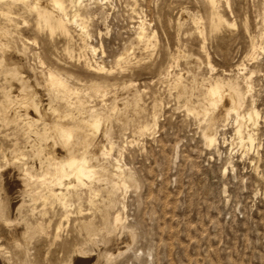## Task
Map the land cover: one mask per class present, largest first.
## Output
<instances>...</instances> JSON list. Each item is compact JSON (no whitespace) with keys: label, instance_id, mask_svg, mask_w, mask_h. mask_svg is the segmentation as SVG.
I'll list each match as a JSON object with an SVG mask.
<instances>
[{"label":"rangeland","instance_id":"rangeland-1","mask_svg":"<svg viewBox=\"0 0 264 264\" xmlns=\"http://www.w3.org/2000/svg\"><path fill=\"white\" fill-rule=\"evenodd\" d=\"M13 2L10 3V10L7 7L0 9V13L3 12L0 14V29H3L4 33L7 32L6 44L10 45L8 46L10 49L17 50L19 62H25L28 68H31L30 77L34 79L37 87L45 88L43 90L48 93L46 97L48 101L50 100L46 109L47 112L51 110L46 113L48 115L41 112L38 103L32 99V87L29 88L31 85L27 84L29 79L24 78L17 68H14L17 67L16 64L9 65L5 58L3 59L4 53L0 47V108L5 105L11 107V112L13 110L17 117L13 119L16 121L14 123L9 118L10 110L5 114L2 109L0 110V113L2 111L0 120L8 116V119H5L9 122L5 119L0 121V170H6L5 173L13 171L6 164V157L14 156L16 152L23 153L28 162L30 161V173L35 175L36 172L33 181L26 177L33 189L27 194L25 192L24 196L21 194L22 201L19 203L21 209L17 214L18 222L30 236H34L28 244L21 243L22 248L29 253L27 262L70 264L73 250L82 247L80 249L83 250V255L87 256V259L89 256L90 259L93 258L92 264L96 263L98 257L113 243V221L115 216L120 214L123 224L121 226L132 232V242L126 246L112 248L110 259L99 264H264V0H216L218 3L216 11L211 10L208 0H82L81 8L68 6L66 10L69 16L75 11L85 16L89 38L84 39L78 35L79 28L74 24L68 26L70 31L66 36L60 30L51 29L44 24L36 11L25 9L17 0L14 4ZM179 13L180 15L185 13L184 19L179 20ZM217 14L221 15L223 22L216 20ZM143 19L147 31L155 33L154 38L146 46L135 38V27ZM192 19L194 22L197 20L198 25ZM252 43H257L258 48L254 51L251 48ZM86 44L93 46L96 49L95 53L88 51ZM124 52L128 53L126 58L128 60L118 61ZM94 60L102 62L105 69H96ZM85 61L93 66L85 67ZM240 67L245 70H241ZM49 68H53L55 75H58L57 78L64 82L62 87L67 85V89L52 86L47 78ZM38 71H42V74ZM242 73L244 75L248 73L246 76L252 74L251 90L248 95L245 93ZM236 74H239V77ZM41 76H44V79ZM217 77L225 83H238L235 87L242 95L240 99L244 106L241 111L253 107L258 111L257 126L249 127L254 131L253 147L244 144L242 146L239 143L235 136L234 116L228 119L217 116L215 122H211L208 115L202 116L205 115V111H202L201 115H196L195 109L202 107V101L206 100L205 87L217 80ZM14 85L18 86L17 91ZM63 90L71 91L66 92L70 97L66 93L65 97ZM18 94H23L22 97L31 95L29 98L31 108L21 109V100H18L21 98ZM57 98H62V101ZM84 103L88 106L86 107ZM27 109L33 110L27 114ZM92 109L99 113L103 112L107 119L109 116L107 127L99 140L103 141L102 136L106 137L103 141L104 146L107 149L113 146L108 157L105 159L103 157L101 162L94 164L103 167V171L99 170L97 178L94 179L97 180L93 182L84 180L85 186L81 187L74 178H71L70 182L77 184L75 186L78 187L74 190L59 188L55 184L53 187L52 183L55 182L50 183V179L39 181L37 177L41 176V169L48 167L51 170L50 163L53 162L45 149L46 141L48 144L51 142L58 145L61 139L55 120L56 115L65 116L69 111L66 119L70 125H74L76 113L84 115ZM50 112H56L55 116ZM152 112L157 113V116ZM48 116L54 117L53 120ZM53 121L56 124H52ZM203 129L205 130L202 131ZM205 131L216 134L213 146H207L202 136V132ZM80 139L82 140L80 135L74 136V142L77 140L76 144L78 143V149L76 147L78 153L82 152ZM25 141L27 143H24ZM14 143L17 145L16 148ZM96 143L98 140L94 145ZM36 145L37 148H34ZM42 149L44 151H41ZM93 150L97 154L100 153L98 145H95ZM62 155L65 156L66 152ZM32 156L35 159L40 156L42 158L40 157L38 161ZM117 166H120L122 171H115ZM103 174L107 177L105 180ZM122 178L125 180H121ZM68 182L64 181L65 184ZM36 183L39 185L36 186ZM109 190L115 195L113 196ZM58 191L67 197L76 191L77 201L71 210L63 209L53 196V192ZM30 193L35 195L39 193L36 195L37 201L31 198ZM12 199L10 202L14 205L15 200ZM0 203L1 211L3 204L1 201ZM77 210L83 214L79 216ZM63 216L68 217L66 219ZM81 219L90 221L88 222L90 226L95 225L93 240L82 236L83 233L74 228L75 220L79 222ZM42 221L43 227L47 228L46 235L33 234L32 228ZM57 221H60L61 227L58 225L59 222L56 224ZM3 229L4 225L0 223V230ZM57 230L59 239L48 249L49 238ZM14 231L22 235L19 228H15ZM40 245H44L43 249ZM1 252L3 256H7L4 250ZM9 261L7 260L6 264H14Z\"/></svg>","mask_w":264,"mask_h":264},{"label":"bare ground","instance_id":"bare-ground-1","mask_svg":"<svg viewBox=\"0 0 264 264\" xmlns=\"http://www.w3.org/2000/svg\"><path fill=\"white\" fill-rule=\"evenodd\" d=\"M11 1L13 2H15L16 0H0V9H3L4 7H7L8 9L10 8V3H11ZM21 3V5L25 8V9H30V11L31 10H33V11H36L37 13H38V16L39 17H41L42 19L41 20H43L44 21V24H46L47 26H49V28H51V29H58V30H60L61 32H63L66 36L69 34V31H70V29H69V25H72V24H74L75 26H77L78 28H79V36L82 38V39H84V38H86V37H88L89 38V34H88V32H87V30H86V25H85V16H83L82 14H80L79 12H77V11H75L71 16H69V14L67 13V8H68V6H71V7H73V8H75V7H78V8H81V5H82V0H68L67 2H68V4H67V2H66V0H17V3H19V2ZM209 1V4H210V6H211V10H214V11H216V4H218L217 2H216V0H208ZM14 2H13V4H14ZM66 2V3H65ZM14 6V5H13ZM16 6H17V4H16ZM16 6H14V8L16 7ZM87 7V6H86ZM19 8V7H18ZM71 9V8H70ZM70 9H69V11H70ZM76 9V8H75ZM86 9V8H85ZM218 9V8H217ZM10 10V9H9ZM21 10V9H20ZM72 10V9H71ZM80 10V9H79ZM210 10V11H211ZM3 11V10H2ZM27 11V10H26ZM25 11V12H26ZM17 12V11H16ZM28 12V11H27ZM71 12V11H70ZM219 12V11H218ZM3 12H1L0 14H2ZM19 13H20V11H19ZM32 13H34V12H32ZM6 14V13H5ZM8 14V13H7ZM18 13H16V15H17ZM34 14H36V13H34ZM71 14V13H70ZM185 14V13H184ZM184 14H181L180 15V13H179V15H180V17H179V20H182V19H184V17L186 16H184ZM210 15V14H209ZM14 16V15H13ZM19 16V15H18ZM83 16V17H82ZM217 16V19L216 20H218V22H223V18L221 17V15L219 14H217L216 15ZM3 17V16H2ZM210 17H212V16H210ZM6 18V17H5ZM16 18V17H15ZM192 18V17H191ZM196 18V17H195ZM10 19V18H9ZM13 19V18H12ZM209 19V18H208ZM193 20V19H192ZM196 20V19H195ZM199 20V19H198ZM3 21V20H2ZM12 21V20H11ZM15 21H16V19H15ZM14 21V22H15ZM197 21V20H196ZM194 22V20H193V22L196 24V25H198L197 24V22ZM200 21V20H199ZM209 21V20H208ZM179 22V21H178ZM192 22V23H193ZM13 23V22H12ZM215 23V22H214ZM217 23V22H216ZM7 24V23H6ZM10 24V23H9ZM218 24V23H217ZM221 24V23H220ZM230 24V23H229ZM228 24V25H229ZM4 25V24H3ZM16 25H17V23H16ZM178 25H180L179 23H178ZM15 26V25H14ZM208 26V25H207ZM216 26H218V25H216ZM6 27V26H5ZM10 27V26H9ZM9 27H8V29H9ZM17 27V26H16ZM210 27V26H209ZM12 28V27H11ZM47 28V27H46ZM136 29H135V38H136V40L138 41V42H141V44H145V46L147 45V44H149V42H151V40L154 38V36H155V33H150L149 31H147V27H146V25H145V23H144V19H143V21L141 20L140 22H139V24L135 27ZM217 28V27H216ZM15 29V28H14ZM196 29V28H195ZM201 29V28H200ZM199 29V30H200ZM210 29H212V28H210ZM218 29V28H217ZM78 30V29H77ZM214 30V29H213ZM4 31H5V29H4ZM53 31V30H52ZM55 31V30H54ZM203 31V30H202ZM218 31V30H217ZM11 32V31H10ZM213 32V31H212ZM13 33V32H12ZM50 33H51V31H50ZM199 33H201V34H203L202 32H199ZM5 34H7V32L6 33H4L3 32V29L1 30L0 29V47L2 48V50H3V53H4V57H3V59L5 58V60H6V62L7 63H9V65L10 64H16L17 65V67H14V68H17V71H19L23 76H24V78L26 77V79L28 78L29 79V82L27 83L28 85H31L29 88H31L32 87V99L33 100H35V102L36 103H38V105H39V107H40V110H41V112L43 113V114H46V113H49V111H51V110H49L48 112H47V109H46V107H47V105H48V102L50 101H48V99H47V97H46V95L48 94H46L45 93V90H43V89H45V88H40L41 86H39V88L37 87V84H35V82L32 80V70H30L29 68H28V66H27V64L24 62V63H22V62H19V59H18V54H17V50L16 49H13L12 47V49H10V47H8V46H10L9 44H8V46H7V42H6V39L8 40V38H6V35ZM10 34V33H9ZM8 34V35H9ZM51 35V34H50ZM73 35V34H72ZM77 35V34H76ZM78 37V36H77ZM261 37H262V35H261ZM61 38V37H60ZM71 38V37H70ZM87 38V39H88ZM65 39H66V37H65ZM72 39V38H71ZM12 40V39H11ZM10 40V41H11ZM73 40V39H72ZM72 40H71V42H72ZM81 40V39H80ZM85 41V40H84ZM254 41H255V39H254ZM80 42V41H79ZM143 42V43H142ZM260 42V41H259ZM66 43H67V41H66ZM80 43H82V42H80ZM84 43V42H83ZM11 44V43H10ZM143 44V45H144ZM253 44V43H252ZM251 44V48H253V51L254 50H256V48H258L257 46H256V44H253L252 45ZM13 45V44H12ZM258 45H259V43H258ZM261 45V44H260ZM83 46V45H82ZM144 46V47H145ZM85 47L88 49V51H90L91 53H95V51H96V49L93 47V46H91V45H89V44H86L85 45ZM261 47V46H260ZM67 48V47H66ZM85 48V49H86ZM204 48V47H203ZM203 48H202V50H203ZM250 48V47H249ZM84 49V50H85ZM86 49V50H87ZM260 49V48H259ZM16 50V51H15ZM261 50V49H260ZM80 51H82L81 49H80ZM87 51V52H88ZM1 52V51H0ZM19 52V51H18ZM68 52V51H67ZM175 52V51H174ZM178 52V51H177ZM182 52V51H181ZM180 52V53H181ZM3 53H1V54H3ZM79 54V53H78ZM83 54V53H82ZM174 54H176V53H174ZM67 55V54H66ZM173 55V54H172ZM207 55V54H206ZM252 55V54H251ZM255 55V54H254ZM68 56V55H67ZM82 56V55H81ZM80 56V57H81ZM122 57H121V59H119L118 61H120V60H124V62L125 61H127L126 60V58H127V56H128V53L127 52H124V53H122V55H121ZM177 56V55H176ZM23 57V56H22ZM252 57V56H251ZM254 57V56H253ZM70 58H71V56H70ZM76 58H78V57H76ZM171 58H172V56H171ZM179 58V57H178ZM182 58H184V57H182ZM192 58V57H191ZM87 59V58H86ZM174 59V58H173ZM172 59V60H173ZM24 60H25V58H24ZM54 60H56V59H54ZM81 60V59H80ZM93 60V59H92ZM122 60V61H123ZM182 60H184V59H182ZM22 61V60H21ZM40 61V60H39ZM57 61V60H56ZM76 61V60H75ZM89 61L91 62V60L89 59ZM174 61H175V59H174ZM199 61V60H198ZM41 62V61H40ZM93 62V61H92ZM121 62V61H120ZM185 62V61H184ZM4 63V62H3ZM44 62H42V64H43ZM59 63V62H58ZM77 63V62H76ZM84 63V62H83ZM94 67L96 68V69H98V70H104L105 68L102 66V62H100V61H96V60H94ZM171 63V62H170ZM174 63V62H173ZM199 64H201L200 62H198ZM5 64V63H4ZM42 64L40 63V65L42 66ZM62 64V63H61ZM209 64V63H208ZM169 65V64H168ZM177 65V64H176ZM8 66V65H7ZM12 66V65H11ZM49 66V65H48ZM59 65H57V67H58ZM84 66L86 67H92L93 65H90V63L88 62V61H85V63H84ZM206 66H208L207 64H206ZM47 67V66H46ZM45 67V68H46ZM82 67H83V65H82ZM238 67V66H237ZM44 68V67H43ZM48 68V67H47ZM51 68V67H50ZM49 68V69H50ZM59 68V67H58ZM210 68L212 69V66H210ZM7 69V68H6ZM89 69V68H88ZM93 69V68H92ZM195 69H197V68H195ZM213 69H214V67H213ZM240 69H241V67H240ZM5 70V69H4ZM4 70H2V71H4ZM168 70H170V69H168ZM241 70H245V68L244 69H241ZM241 70H239V71H241ZM47 71H48V69H47ZM46 71V72H47ZM85 71V70H84ZM95 71H97V70H95ZM231 71V70H230ZM38 72H41V74H42V71H38ZM244 72V71H243ZM4 73V72H3ZM7 73V72H6ZM37 73V72H36ZM59 73V75H60V72H58ZM163 73V72H162ZM181 74H182V72H180ZM186 73V72H185ZM211 73V72H210ZM231 73V72H230ZM239 73V72H238ZM1 74V73H0ZM40 74V75H41ZM46 74V73H45ZM56 73H54L53 72V68L52 69H50L49 71H48V79H49V82H51L53 85L52 86H54V85H57V86H64V82L63 81H61L59 78H57V76L55 75ZM183 74H184V72H183ZM227 74H228V72H227ZM239 74H241V73H239ZM238 74V75H239ZM248 74V73H247ZM246 74V75H247ZM2 75H4V74H2ZM39 75V76H40ZM166 75V74H165ZM168 75V74H167ZM175 75V74H174ZM212 75V74H211ZM225 75V74H224ZM237 75V74H236ZM237 75V76H238ZM246 75H244L243 73H242V79L244 80V85H245V89H246V94L248 95L249 94V92H250V90H251V85H250V78H251V75L252 74H250V75H248V76H246ZM15 76H17V75H15ZM31 76V77H30ZM35 76V75H34ZM183 76V75H182ZM216 76V75H215ZM6 77V76H5ZM22 77V76H21ZM42 77V76H41ZM44 77V76H43ZM42 77V78H43ZM46 77V76H45ZM175 77V76H174ZM235 77V76H234ZM239 77V76H238ZM20 78V77H19ZM18 78V79H19ZM40 78V77H39ZM46 78V79H47ZM61 78V77H60ZM62 78H64V77H62ZM66 78V77H65ZM64 78V79H65ZM177 78V77H176ZM203 78V77H202ZM218 78V77H217ZM220 78V77H219ZM219 78L217 79V80H215L213 83H210V84H208L207 85V83H206V100L204 101L203 99V101H202V103H203V105H202V107H200V108H197V109H195V113H196V115H199L200 113H203L202 111H205L206 113H204L205 115H203L202 114V116H206V115H208L209 117L208 118H210V121L211 122H215V120L217 119V116H222V117H225V118H229L230 116H234L235 117V136H236V138L239 140V143L240 144H242V146H243V144L244 145H249L250 147H253L252 145H253V141H254V131H252L251 129H249V127L251 126V127H253V128H255L256 126H257V121H258V118H259V113H258V111L253 107V108H250V109H246V111H241L243 108H242V102H241V99H240V92L238 91V89L235 87L236 86V84H238V83H236L235 84V82H233V84H229V82H227V83H225L224 82V80H219ZM223 78V77H222ZM221 78V79H222ZM228 78H230L229 76H228ZM240 78H241V76H240ZM6 79V78H5ZM10 79V78H9ZM15 79V78H14ZM13 79V80H14ZM23 78H21V80H22ZM41 79V78H40ZM44 79V78H43ZM42 79V80H43ZM63 79V80H64ZM182 79V78H181ZM192 79V78H191ZM199 79H201V78H199ZM216 79V78H215ZM204 80V79H203ZM207 80H208V78H207ZM214 80V79H213ZM235 80V79H234ZM233 80V81H234ZM243 80H239L240 82H242ZM36 81V80H35ZM205 81V80H204ZM5 82H7V81H5ZM40 82V81H39ZM43 82V81H42ZM41 82V83H42ZM46 82V81H45ZM48 81L46 82V83H49ZM183 82V81H182ZM182 82H181V85H182ZM186 82V81H185ZM207 82V81H206ZM236 82H237V80H236ZM10 83V82H9ZM9 83H7V84H9ZM14 83V82H13ZM24 83H26V81L24 82ZM230 83H231V80H230ZM15 84V83H14ZM67 83H65V85H66ZM172 84V83H171ZM178 84H180L179 82H178ZM10 85V84H9ZM11 85H12V83H11ZM49 85V84H48ZM184 85V84H183ZM190 85V84H189ZM2 86V85H1ZM22 86V85H21ZM23 86H24V84H23ZM27 86V85H26ZM46 86H47V84H46ZM67 86V85H66ZM66 86L65 87H62V88H66ZM171 86V85H170ZM178 86V85H177ZM180 86V85H179ZM187 86V85H186ZM243 86V85H242ZM50 87V86H49ZM48 87V88H49ZM128 87H130V85H128ZM172 87H173V85H172ZM56 88V87H55ZM60 88V87H59ZM71 88V87H70ZM70 88H68V89H70ZM92 88V87H91ZM173 88H175V83H174V87ZM187 88V87H186ZM14 89H15V91H17L18 90V86L17 85H14ZM24 89H26L25 87H24ZM67 89V88H66ZM172 89V88H171ZM176 89H177V87H176ZM12 90V89H11ZM10 90V91H11ZM28 90V89H27ZM27 90L25 91V92H27ZM72 90V89H71ZM74 90H75V88H74ZM131 90H132V88H131ZM196 90V89H195ZM4 91H6V90H4ZM10 91H8V92H10ZM13 91V90H12ZM11 91V92H12ZM50 91H51V89H50ZM49 91V92H50ZM57 91V90H56ZM60 91V90H59ZM64 91V90H63ZM69 91V90H68ZM68 91H66L67 93H68ZM105 91V90H104ZM243 91V90H242ZM245 91V90H244ZM7 92V91H6ZM52 92H53V90H52ZM54 92H55V90H54ZM58 92V91H57ZM61 92V91H60ZM65 91H64V96L66 97V95H65V93H66ZM15 92H13V94H14ZM59 93V92H58ZM62 93V92H61ZM66 93V94H67ZM69 93H71V91H69ZM79 93V92H78ZM77 93V94H78ZM180 93V92H179ZM2 94H5V93H2ZM7 94V93H6ZM73 94V93H72ZM71 94V95H72ZM183 94V93H182ZM182 94H180V95H182ZM187 94H188V92H187ZM190 94V93H189ZM23 95V94H22ZM22 95H19L18 94V96H20V98L21 99H18V100H21L20 101V103H21V109L23 108V109H25V108H28V107H30V102H29V98H30V96H25V97H22ZM24 95H25V93H24ZM68 95V94H67ZM79 95V94H78ZM89 95V94H88ZM87 95V96H88ZM191 95V94H190ZM193 95V94H192ZM54 96V95H53ZM63 96V97H64ZM103 96V95H102ZM101 96V97H102ZM242 96V95H241ZM244 96V95H243ZM50 97V96H49ZM48 97V98H49ZM68 97H70L69 95H68ZM67 97V98H68ZM78 96H76V98H77ZM185 97V96H184ZM5 98V97H4ZM17 98V97H16ZM183 98V97H182ZM242 98V97H241ZM5 99H7V97L5 98ZM4 99V100H5ZM58 99V98H57ZM70 99V98H69ZM69 99H68V101H69ZM73 99V98H72ZM103 99V98H102ZM1 100V99H0ZM52 100V99H51ZM58 100H60V101H62V98L61 99H58ZM58 100H56L57 102H58ZM64 100V99H63ZM67 100V99H66ZM79 100V99H78ZM192 100V99H191ZM245 100V99H244ZM7 101V100H6ZM8 101H9V99H8ZM115 101V100H114ZM186 101V100H185ZM189 101V99L187 100V102ZM2 102V101H1ZM84 102V101H83ZM192 102H194V100L192 101ZM192 102H190V103H192ZM196 102V101H195ZM198 102H199V100H198ZM2 103H4V102H2ZM75 103V102H74ZM79 104V102H76V104ZM82 103V102H81ZM113 103V102H112ZM15 104V103H14ZM35 104V103H34ZM58 104V103H57ZM61 104V103H60ZM75 104V105H76ZM83 104V103H82ZM4 105V104H3ZM11 105V104H10ZM36 105V104H35ZM51 105V104H50ZM74 105V104H73ZM72 105V106H73ZM74 105V106H75ZM84 105H85V103H84ZM113 105H115V103L113 104ZM116 105H117V103H116ZM53 106H54V104H53ZM61 106H64V105H61ZM86 107L88 106V105H85ZM119 106V105H118ZM154 106V105H153ZM152 106V107H153ZM193 106V105H192ZM192 106H190L189 105V107H192ZM50 107V106H49ZM58 107V106H57ZM56 107V108H57ZM79 107H80V105H79ZM82 107V106H81ZM112 107V106H111ZM117 107V106H116ZM184 107H185V103H184ZM194 107V106H193ZM244 107V106H243ZM10 108L11 107H9V106H2V108H0V110L2 109L3 110V112H4V114L8 111V110H10ZM17 108H18V106H17ZM31 108V107H30ZM55 108V107H54ZM73 108V107H72ZM78 108V107H77ZM92 108V107H91ZM186 108V107H185ZM242 108V109H241ZM34 109V108H33ZM32 109V110H33ZM52 109V108H51ZM71 109V108H70ZM82 109V108H81ZM113 109V108H112ZM31 110V109H30ZM30 110L28 111V109H27V114H29V112H30ZM31 110V111H32ZM55 111H56V109H54ZM59 110V109H58ZM69 110V109H68ZM72 110V109H71ZM86 110V109H85ZM84 110V111H85ZM111 110V109H110ZM191 110V109H190ZM25 111V110H24ZM66 111V110H65ZM73 111H74V108H73ZM154 111V110H153ZM193 111V110H192ZM23 112V111H22ZM69 112V111H68ZM68 112L66 113V114H68ZM86 112V111H85ZM109 112V111H108ZM188 112V111H187ZM21 113V112H20ZM39 113V112H38ZM50 113H53V112H50ZM54 113H56V112H54ZM53 113V114H54ZM59 113H61V112H59ZM74 113V112H73ZM80 113V112H79ZM79 113H76V117H75V119H76V122L75 121H73V123L75 122V124L73 125H70L69 123L70 122H68L67 121V119H66V114H65V116H60V115H56V119L55 120H57V125H58V128H59V132L60 133H58V134H61L60 136V140H59V144L58 145H56V144H53V143H51L50 141V144H48V142L46 141V143H45V146H46V148L43 146V148H45L46 149V151H47V153H48V156L50 157V160H52L53 162H49L50 164H52V167H51V170H50V168H48V167H45V168H42L41 169V167L39 168V169H41L42 171V173H41V176H39V177H37L38 179H39V181H42L43 180V182H44V180H46V179H50V183H52V182H55V183H52V186L53 187H55L56 185L59 187V188H66V189H72V190H74L75 189V185H77V184H79V185H81V187L84 185L85 186V183H84V180H89L90 182H91V180H92V182H93V180L95 179V178H97V175L99 174L98 173V171L100 170V171H103V167H102V165H99V164H96V165H94L95 164V162L96 163H99V162H101V159L104 157V159H105V157H108L110 154H111V151H112V147H110L109 149H107L105 146H104V143H103V141L106 139V137L104 138L103 136H102V138L104 139L103 141H101V140H99V138H100V136H101V133L105 130V128L107 127V122H108V119H109V116H108V119L106 118V116L104 115V114H102V113H99L97 110H95V109H92L91 111H89V112H87L86 114H84V115H82V114H79ZM189 113V112H188ZM0 114H2V111H1V113ZM3 114V115H4ZM36 114V113H35ZM72 114V113H71ZM106 114V113H105ZM152 114H153V112H152ZM155 114V113H154ZM153 114V115H154ZM191 114V113H190ZM9 115V114H8ZM46 115H48V114H46ZM50 115V114H49ZM69 115V114H68ZM106 115H108V113L106 114ZM112 115V114H111ZM110 115V116H111ZM156 116H157V113L155 114ZM194 115V114H193ZM201 115V114H200ZM42 116V115H41ZM54 116H55V114H54ZM0 117H2V116H0ZM49 117V116H48ZM47 117V118H48ZM153 117V116H152ZM196 117H199V116H196ZM5 118H7L8 119V116L7 117H5ZM5 118H3V119H5ZM9 118H11L12 119V121H13V119H15V118H17L16 117V115H15V113L13 112V110H12V112H11V110H10V116H9ZM25 118V117H24ZM43 118V117H42ZM46 118V117H45ZM52 119V118H54V117H49V119ZM157 118V117H156ZM206 118V117H205ZM204 118V119H205ZM3 119H1V120H3ZM7 119H5L6 121H7ZM10 119V120H11ZM22 119V118H21ZM20 119V120H21ZM37 119V118H36ZM74 119V118H73ZM196 119V118H195ZM203 119V120H204ZM0 120V121H1ZM9 120V121H10ZM27 120V119H26ZM53 120V119H52ZM68 120H70V119H68ZM153 119H151V121H152ZM199 120V119H198ZM225 120V119H224ZM12 121L10 122V123H12ZM19 121V120H18ZM31 121H32V119H31ZM51 121V120H50ZM155 121H156V119H155ZM155 121H153L154 123H155ZM205 121V120H204ZM8 122V121H7ZM14 122V121H13ZM16 122V121H15ZM14 122V123H15ZM22 122H23V119H22ZM52 122V121H51ZM54 122V121H53ZM199 122L201 123V121L199 120ZM223 122V121H222ZM9 123V122H8ZM7 124V123H6ZM22 124V123H21ZM52 124H56L55 122L54 123H52ZM151 124H153V123H151ZM157 124V123H156ZM206 124V123H205ZM25 125V124H24ZM208 125H209V123H208ZM16 126V125H15ZM20 126V125H19ZM54 126V125H53ZM207 126V125H206ZM55 127H57L56 125H55ZM143 127V126H142ZM147 127V126H146ZM153 127V126H152ZM30 128V127H29ZM28 128V129H29ZM47 128V127H46ZM206 128V127H205ZM212 128V127H211ZM33 129V128H32ZM56 129V128H55ZM145 129V127L142 129V131ZM149 129V128H148ZM213 129V128H212ZM246 129V130H245ZM17 130V129H16ZM25 130V129H24ZM58 130V129H57ZM205 129H203L202 131H204ZM19 131V130H18ZM34 132H36V131H34ZM43 132V131H42ZM54 132V131H53ZM140 132H141V130H140ZM144 132V131H143ZM213 132V131H212ZM39 133V132H38ZM49 133V132H48ZM203 133V138L205 139V142H206V144H207V146H213L214 144H215V141H216V138H215V135L216 134H214V133H209L208 131H205V132H202ZM18 134H19V132H18ZM25 134V133H24ZM35 134V133H34ZM43 134V133H42ZM105 133H103V135H104ZM21 135V134H20ZM75 135H80L81 137H82V140L80 139V146L82 147V152L80 151V153H78V143L76 144V142H77V140H76V142H74V136ZM25 136V135H24ZM29 136H31V135H29ZM58 136V135H57ZM46 137V136H45ZM53 137H55V136H53ZM26 138V137H25ZM29 138V137H28ZM42 138V137H41ZM47 138V137H46ZM96 138H98V139H96ZM51 139H52V137H51ZM50 139V140H51ZM26 140V139H25ZM48 140V139H47ZM96 140H98V143H96L95 145H98L99 146V148H100V153L99 154H97L96 152H94V143H95V141ZM203 140V139H202ZM28 141V140H27ZM57 141V140H56ZM44 142V141H43ZM16 143V142H15ZM14 143V147L16 148V144ZM24 143H27L26 141L24 142ZM38 143V142H37ZM41 143V142H40ZM26 146H27V144H26ZM29 146V145H28ZM79 146V147H80ZM76 147H77V149H76ZM97 147V146H96ZM25 148V147H24ZM34 148H37V145H36V147L34 146ZM38 148H40V147H38ZM26 149H27V147H26ZM20 150V149H19ZM13 151V150H12ZM16 151V150H15ZM26 151V150H25ZM32 151H33V149H32ZM36 151V150H35ZM38 151V150H37ZM40 151V150H39ZM41 151H44L43 149L41 150ZM99 151V150H98ZM30 152V151H29ZM66 152V155L64 156V155H62L63 153H65ZM27 153V152H26ZM40 153H42V152H40ZM33 154V153H32ZM37 154V153H36ZM44 154V153H43ZM31 155V154H30ZM5 156H7L6 154H5ZM34 156H35V154H34ZM34 156H32V157H34ZM42 156V155H41ZM40 156V157H41ZM47 156V155H46ZM48 156H47V158H48ZM3 157H4V155H3ZM40 157H38V159L40 158ZM5 158V157H4ZM3 158V159H4ZM42 158V157H41ZM44 158V157H43ZM31 159V158H30ZM34 159H35V157H34ZM38 159H35V160H38ZM45 159V158H44ZM5 160V159H4ZM43 160V159H42ZM6 161H7V163L6 164H8V166H10L12 169H13V171L11 170L10 172H7V173H5V171L6 170H0V201L2 202V204H3V210H1L0 212V223L1 224H3L4 225V229L3 230H0V264H6V261L7 260H10V261H12V263H14V264H27L28 262V260H27V256H28V251L27 250H25L24 248H22V246H21V243H25V244H28L29 242H30V240L34 237L33 235H31L30 236V234L27 232V230H25V228L23 227V225L20 223V222H18V220H17V214H18V212H19V210L21 209L20 207V202L22 201L21 200V194L24 196L25 194V192H26V194H27V192L31 189H33V188H31V187H33V186H31L30 187V185H29V183L27 182V178L26 177H30V179H32V181L34 180V176L36 175V172L34 173L35 175H32L31 173H30V171H29V167H30V161L28 162V160L26 159V157H25V155L23 154V153H18V154H16V152H15V154H14V156H11V157H9V156H7L6 157ZM39 161V160H38ZM5 162V161H4ZM37 162V161H36ZM41 162H43V161H41ZM48 162V161H47ZM34 165V164H33ZM37 165V164H36ZM46 165V164H45ZM119 165V164H118ZM48 166V165H47ZM105 166V165H104ZM120 166H122V165H120ZM119 166V167H120ZM36 167V166H35ZM118 166H117V168L115 169V171L116 170H121L122 171V168L120 169ZM33 169V168H32ZM37 169V168H36ZM35 169V170H36ZM39 169H37V170H39ZM126 169V168H125ZM36 170V171H37ZM106 170V169H105ZM104 170V171H105ZM124 170V169H123ZM101 173H103V172H101ZM119 173H121V172H119ZM118 173V174H119ZM105 174V173H104ZM104 174H103V177H104ZM106 174H108V173H106ZM125 174H127L126 173V170H125ZM108 175H110V173L108 174ZM107 175V176H108ZM100 176H101V174H100ZM123 176V175H122ZM106 177V176H105ZM105 177H104V179L103 180H105ZM109 177V176H108ZM118 177V176H117ZM125 178H126V176H124ZM36 178V179H37ZM71 178H74L75 179V181L77 182V184H73L72 182H70V179ZM99 178H101V177H99ZM107 178V177H106ZM110 178V177H109ZM119 178V177H118ZM124 178H122L121 180H123ZM131 179V178H130ZM65 180H68L69 182L67 183V184H65L64 183V181ZM97 180V179H96ZM96 180H94V181H96ZM101 180V179H100ZM125 180V179H124ZM128 180H129V178H128ZM30 181V180H29ZM49 181V180H48ZM131 181V180H130ZM35 182H36V180H35ZM67 182V181H66ZM115 182V181H114ZM126 182V181H125ZM33 183V182H32ZM47 183V182H46ZM37 184L38 183H36L35 185L37 186ZM41 184V183H40ZM53 184H55V186L53 185ZM108 184V183H107ZM106 184V185H107ZM125 184H127V183H125ZM39 185V184H38ZM45 185V184H44ZM47 185V184H46ZM45 185V186H46ZM50 185V184H49ZM87 185V184H86ZM113 185V184H112ZM36 186H34V187H36ZM52 186H50L51 188H52ZM56 186V187H57ZM83 186V187H84ZM111 186V185H110ZM41 187V186H40ZM39 187V188H40ZM43 188V187H42ZM42 188H41V190H42ZM76 188H78V187H76ZM111 188V187H110ZM50 189V188H49ZM112 189V188H111ZM110 189V190H111ZM115 189V188H114ZM113 189V190H114ZM30 190V191H31ZM47 189H45V191H46ZM106 190H108V189H106ZM110 190H109V192H110ZM112 190V191H113ZM38 191V190H37ZM64 191V190H63ZM69 191V190H68ZM79 191V190H78ZM115 191V190H114ZM48 192H49V190H48ZM51 192V191H50ZM65 192V191H64ZM67 192V191H66ZM41 193H44V192H40V194ZM70 193V192H69ZM78 193V192H77ZM111 193V192H110ZM30 194H32V193H30ZM48 194V193H47ZM47 194H46V197H47ZM50 194V193H49ZM108 193H106V195H107ZM111 194H113V196L115 195L114 194V192H112ZM28 195H29V193H28ZM36 195H39V193L38 194H36ZM35 194H32L31 195V198L34 200V201H37V198H38V196H36ZM72 196H70V197H67V196H65L61 191H58V192H53V196L56 198V200H58L59 202H60V204L63 206V209L65 208L66 210H71L73 207H74V205H75V202L77 201V195H76V191H73L72 192V194H71ZM109 195V194H108ZM41 196L42 195H40V198H41ZM94 196H95V194H94ZM53 197V198H54ZM75 199H74V198ZM14 199L15 201H14V205L10 202L11 201V199ZM43 198V197H42ZM45 198V197H44ZM43 198V199H44ZM13 199H12V201H13ZM32 199H30V200H32ZM91 199V198H90ZM46 200V199H45ZM55 200V199H54ZM55 200V201H56ZM104 200V199H103ZM106 200V199H105ZM79 201V200H78ZM90 201V200H89ZM92 201V200H91ZM111 200H109V202H110ZM42 202H44L43 200H42ZM48 202V201H47ZM50 202V201H49ZM53 202V201H52ZM93 202V201H92ZM45 203V202H44ZM51 203V202H50ZM56 203H58V202H56ZM108 203V202H107ZM106 203V204H107ZM12 204V205H11ZM22 204V203H21ZM79 204V203H78ZM89 204V203H88ZM101 204V203H100ZM0 205H1V203H0ZM50 205V204H49ZM81 205V204H80ZM98 205H99V203H98ZM110 205V204H109ZM109 205H107V206H109ZM34 205H32V207H33ZM58 206V205H57ZM62 206H60V207H62ZM93 206V205H92ZM91 206V207H92ZM97 206V205H96ZM106 206V205H105ZM44 208H45V206H43ZM47 207V206H46ZM50 207H51V205H50ZM79 207V206H78ZM98 207V206H97ZM103 207V206H102ZM1 208H2V205H1ZM34 208V207H33ZM43 208V209H44ZM93 208V207H92ZM107 208V207H106ZM112 208V207H111ZM42 209V208H41ZM52 209V208H51ZM94 209V208H93ZM36 210V209H35ZM34 210V211H35ZM38 210V209H37ZM36 210V211H37ZM82 210V209H81ZM92 210V209H91ZM106 210V209H105ZM110 210V209H109ZM32 212H33V210H31ZM61 211V210H60ZM64 211V210H63ZM67 211V212H68ZM96 211H97V209H96ZM111 211V210H110ZM45 214H46V212L45 211H43ZM42 212V213H43ZM47 212H48V210H47ZM77 212L79 213V211L77 210ZM103 212H104V210H103ZM43 213V214H44ZM64 213V212H63ZM62 213V215H64ZM66 213V212H65ZM96 213V212H95ZM117 213V212H116ZM25 214H26V212H25ZM30 214H32V213H30ZM41 214V213H40ZM54 214V213H53ZM67 214H69V213H67ZM81 214H83V213H81ZM80 213H79V216L81 215ZM100 214L102 215V212H100ZM107 214V212L105 211V215ZM51 215V214H50ZM62 215H60V217L62 216ZM71 215V214H70ZM74 215V214H73ZM73 215H71V216H73ZM97 215V214H96ZM45 216V215H44ZM77 216V215H76ZM97 216H99V215H97ZM41 217V216H40ZM56 217V216H55ZM64 217V216H63ZM67 217L68 216H66V217H64V218H66L67 219ZM63 218V219H64ZM106 218H108V216L106 217ZM106 218H104V220L106 219ZM114 218V217H113ZM56 219V218H55ZM54 219V220H55ZM62 219V218H61ZM79 219V218H78ZM83 219V218H82ZM81 219V221H79V222H76V220H75V226L76 227H74V228H76V231H77V229L79 230V232H82L83 234H82V236H84L85 235V237H88L89 239H91V240H93V237H94V235H95V232H94V228H93V226H95V225H93V226H90L89 225V223L88 222H90V221H84V220H82ZM122 218H120V214H117L116 216H115V218H114V227H113V225H112V227H113V232H114V235L112 236L113 237V243H112V245L107 249V251H105V253H103V254H101L99 257H98V259L96 260V263H94V264H99L101 261H107L108 259H110V257H111V249L112 248H118L119 246H126V245H129V243L130 242H132V239H133V236H132V232L131 231H129V230H127L125 227L123 228L121 225H123L122 223H121V220ZM34 220V219H33ZM51 220V219H50ZM54 220H53V222H54ZM58 220V219H57ZM70 220V219H69ZM103 220V221H104ZM108 220V219H107ZM106 220V222H108ZM48 221H49V219H48ZM61 221V220H60ZM60 221H57V223L56 224H58V222H59V224L58 225H60ZM67 221V220H66ZM72 221V220H71ZM102 221V220H101ZM105 222V221H104ZM104 222H103V225H104ZM43 221L42 222H38L37 224H36V227L33 229L32 228V230H33V234H42V235H46V229L47 228H44L43 227ZM45 223V222H44ZM49 223V222H48ZM47 223V224H48ZM68 223V222H67ZM93 223V222H92ZM91 223V224H92ZM50 224V223H49ZM54 224V223H53ZM109 224V223H108ZM64 225V224H63ZM74 225V224H73ZM106 225H107V223H106ZM46 226V225H45ZM62 225H60V227H61ZM111 226V225H110ZM51 227H54V226H52L51 225ZM15 228H19L21 231H22V235H20L19 234V232H15L14 231V229ZM50 228V227H49ZM58 228H59V226H58ZM62 229V228H61ZM31 230V229H30ZM55 231H56V229H54ZM52 231V230H51ZM32 232V231H31ZM58 232H59V230H57V232H54L55 234L53 235V236H50V238L48 237V236H46L47 238H49V246H48V249H49V247H52V245L59 239V235H58ZM71 232V231H70ZM98 232V231H97ZM110 230L108 231V235H110ZM32 234V233H31ZM49 234V233H48ZM60 234V233H59ZM74 234V233H73ZM39 237V236H38ZM84 237V238H85ZM111 237V236H110ZM40 238V237H39ZM39 238H38V240H39ZM62 238V237H61ZM43 239V237H41V239L40 240H42ZM35 240H37V239H35ZM37 240V241H38ZM40 240H39V242H40ZM87 240V239H86ZM44 242V241H43ZM42 242V243H43ZM46 242V241H45ZM89 242V241H88ZM91 242H93V241H91ZM90 242V243H91ZM95 242V241H94ZM111 242V241H110ZM36 243V242H35ZM68 243V242H67ZM104 243H106V241H104ZM44 244V243H43ZM35 244H33V246H34ZM58 244H56V246H57ZM65 245V244H64ZM106 245H107V243H106ZM105 245V246H106ZM25 246V245H24ZM40 246H42V245H40ZM40 246H39V248H40ZM44 246V245H43ZM43 246H42V249H43ZM96 246V245H95ZM104 246V247H105ZM26 247V246H25ZM32 247V246H31ZM38 247V246H37ZM33 248H35L36 250L38 249V248H36V247H33ZM57 248V247H56ZM68 248V247H67ZM80 248H82V247H80ZM80 248H75L74 250H73V252H72V254H71V260H72V262L70 263V264H92L93 262H94V259L92 258V259H90V256H89V258L87 259L83 254H84V252H83V250L82 249H80ZM35 249H34V251H35ZM47 249V250H48ZM96 249V248H95ZM5 251L4 253L7 255V256H3V253L1 252V251ZM40 250V249H39ZM38 250V251H39ZM46 250V251H47ZM32 251V250H31ZM50 251V250H49ZM31 253V252H30ZM39 254H40V252H39ZM43 254V253H42ZM41 254V255H42ZM32 255V254H31ZM35 255V254H34ZM47 255V253L45 254V256ZM44 256V257H45ZM47 257V256H46ZM62 257H63V255H62ZM6 258V259H5ZM32 258V257H31ZM30 258V259H31ZM35 260V259H34ZM33 260V261H34ZM45 260V259H44ZM9 261V262H10ZM31 261H32V259H31ZM30 261V262H31ZM52 262V261H51ZM50 262V263H51ZM54 262V261H53ZM33 263V262H32ZM35 263V262H34ZM11 264V263H10ZM29 264V263H28ZM52 264V263H51Z\"/></svg>","mask_w":264,"mask_h":264}]
</instances>
